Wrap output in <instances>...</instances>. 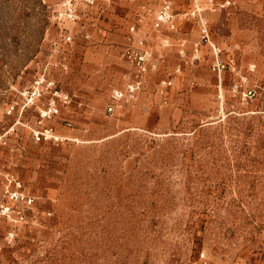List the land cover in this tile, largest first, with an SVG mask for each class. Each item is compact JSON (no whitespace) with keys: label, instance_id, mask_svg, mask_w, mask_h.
<instances>
[{"label":"rangeland","instance_id":"1","mask_svg":"<svg viewBox=\"0 0 264 264\" xmlns=\"http://www.w3.org/2000/svg\"><path fill=\"white\" fill-rule=\"evenodd\" d=\"M0 264H264V0H0Z\"/></svg>","mask_w":264,"mask_h":264},{"label":"built area","instance_id":"2","mask_svg":"<svg viewBox=\"0 0 264 264\" xmlns=\"http://www.w3.org/2000/svg\"><path fill=\"white\" fill-rule=\"evenodd\" d=\"M171 13L169 12V6L164 4L158 11L155 17L154 27L157 28L161 24L170 21ZM173 27V26H172ZM135 32L134 26L129 28V35L127 36V47L124 50L123 55L133 64L135 71L133 73L134 79L129 82L123 90H113L112 99L114 101L125 100L128 101L135 96V93L139 90L142 77L147 71L146 59H148L147 52L143 49L144 40L137 38L133 40L132 35ZM70 40V37H67ZM114 109V103H110L107 106V111L112 112ZM58 112V108L55 105L54 100H50L47 107H45L41 113V119L48 118ZM33 139L36 142L42 141H57L60 138L55 135L51 128L34 129L32 130ZM17 198V193L14 194ZM31 200H29L30 202Z\"/></svg>","mask_w":264,"mask_h":264}]
</instances>
